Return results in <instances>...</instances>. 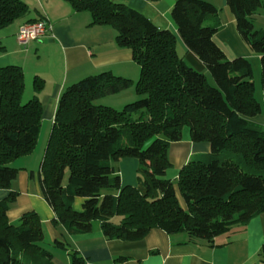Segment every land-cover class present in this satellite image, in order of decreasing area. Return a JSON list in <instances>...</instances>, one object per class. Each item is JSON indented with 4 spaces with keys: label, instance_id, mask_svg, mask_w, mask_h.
I'll return each mask as SVG.
<instances>
[{
    "label": "trees",
    "instance_id": "16d2710c",
    "mask_svg": "<svg viewBox=\"0 0 264 264\" xmlns=\"http://www.w3.org/2000/svg\"><path fill=\"white\" fill-rule=\"evenodd\" d=\"M66 1L76 12H89L91 25L113 27L117 45L132 50L141 75L133 82L103 72L62 94L40 169L55 222L72 235L90 233L98 222L110 240L141 241L161 229L213 242L262 214L264 129L250 119L263 108L255 97L251 62L229 60L214 41L223 27L216 6L209 0H177L171 12L180 38L203 62L212 85L179 56L177 36L142 13L111 0ZM227 4L241 39L260 56L264 92V31L253 22L263 3ZM28 13L21 0H0V32ZM33 84L35 95L23 102L22 67H0V190L10 191L0 200V264H55L41 245L44 230L35 212L18 224L8 218L19 195L12 188L19 169L11 164L33 153L43 119L38 94L44 81L36 77ZM131 87L139 98L122 110L96 104ZM185 130L192 141L209 143L211 152L190 161L173 181L166 177L173 167L169 147L183 140ZM124 158L139 161L144 194L122 186L114 165ZM77 198L83 200L80 211L74 209ZM70 256L71 264H85L76 252Z\"/></svg>",
    "mask_w": 264,
    "mask_h": 264
},
{
    "label": "crops",
    "instance_id": "0c3cea01",
    "mask_svg": "<svg viewBox=\"0 0 264 264\" xmlns=\"http://www.w3.org/2000/svg\"><path fill=\"white\" fill-rule=\"evenodd\" d=\"M21 1L29 7V13L7 27L10 28V32L5 35V38H9L7 41L0 37V50L5 52L0 53V67H22L25 74V91L28 92L29 98L35 95L34 79L39 77L44 81V87L38 94L43 105V119L36 145L37 150L41 141L45 140L46 145L43 142L40 152L43 161L60 98L68 87L86 77L103 72H112L116 76L137 82L141 68L134 60L132 50L117 45V31L110 26L91 25L92 16L89 12H76L66 0ZM111 1L142 13L159 29L172 31L177 36L179 56L189 66L206 75L205 65L186 47L172 18L171 12L177 0ZM209 1L218 9L223 26L215 34L214 41L227 58H246L249 61L260 58L238 34L235 18L227 0ZM261 1L263 7L254 15L253 22L256 30L264 31V0ZM41 19L48 20L53 30L42 39L30 42L26 50L19 49L15 40L20 27ZM3 31L5 32L6 28ZM138 98L135 88L131 87L119 94L103 98L99 105L120 109ZM261 121L264 123V118ZM210 152L209 143L192 141L189 131L185 130L183 140L172 143L169 147L168 156L173 167L166 177L175 181L190 161ZM31 155L17 159L11 164L19 169L18 178L12 186L19 195L8 211V218L11 223L16 224L24 214L35 212L44 230L41 245L66 250L69 257L71 253L76 252L84 259L85 264H264V212L245 225L233 226L229 232L213 242L192 238L186 233L170 235L161 229H153L141 241L110 240L105 237L98 222L94 223L90 233L72 235L55 222L56 213L44 198L41 189L42 161L38 167V162L32 160ZM114 167L121 177L123 187L132 186L145 193V188L139 180L141 171L137 159L124 158ZM9 193V190H0V200L6 198ZM177 194L185 207L180 193ZM77 199L76 203H83L82 199ZM53 261L55 264H71V259L63 262L55 256Z\"/></svg>",
    "mask_w": 264,
    "mask_h": 264
},
{
    "label": "rangeland",
    "instance_id": "374dc122",
    "mask_svg": "<svg viewBox=\"0 0 264 264\" xmlns=\"http://www.w3.org/2000/svg\"><path fill=\"white\" fill-rule=\"evenodd\" d=\"M262 25H264V20L262 21ZM9 30H10V28H7V27H6V31L5 32L2 30L0 37L2 39H4L6 37L5 35L8 34V32H10ZM8 39L9 38H5L4 41H7ZM15 41H16V44L17 45L19 44L18 45V48L19 49H23V50H26L27 49V45L24 46V45H21L20 44V42L18 41V37H16V40ZM17 45H15V46L17 47ZM0 53L4 54L5 52H1V50H0ZM250 62L252 64L253 71H254L253 82L255 84V97L257 98V100L259 101V103L262 105V108H263V112L260 115L252 118L251 119V122L260 125L264 129V123L261 121L264 118V92H263V88H262V65H261V60H260V58L256 57V58L251 59ZM206 75H207V78H208L209 82L212 85H214V80L212 79V77L210 76V74L208 73V71L206 72ZM29 99H31V98H29L28 92L25 91L24 96H23V102H27ZM102 99L98 100L96 102V104L97 105L101 104ZM111 103H112V101H111ZM113 103H114V101H113ZM123 108H120V109L115 108V109L122 110ZM43 142L45 144V140L44 141H41V143L39 145V148L37 150L35 148L34 151H33V153H32V155H31L32 160H34L35 162H38V164H37L38 167L40 166V161H42V157H43L40 154V152H41V150L43 148ZM25 158H28V157H25ZM68 178H69V174L67 173L65 175V180H64V183L65 184L68 183ZM77 200H81V199H77ZM78 202L77 203L75 202L76 204H74V209L77 210V211H80L81 210L82 202L81 201H78ZM116 220H118V218H116ZM16 224H18V222ZM42 246H44V245H42ZM44 247L47 250H49L55 256V258L57 260H60V261H63V262H68L71 259V256L70 257L68 256L66 250H62L61 248H57V247H54V246H48V245H45ZM22 264H26V263H22ZM29 264H32V262L29 261Z\"/></svg>",
    "mask_w": 264,
    "mask_h": 264
},
{
    "label": "built area",
    "instance_id": "2783aa9c",
    "mask_svg": "<svg viewBox=\"0 0 264 264\" xmlns=\"http://www.w3.org/2000/svg\"><path fill=\"white\" fill-rule=\"evenodd\" d=\"M53 30L48 20L41 19L22 25L18 32V41L21 45H28L32 41L40 40Z\"/></svg>",
    "mask_w": 264,
    "mask_h": 264
}]
</instances>
